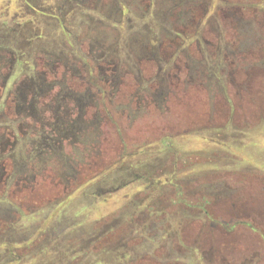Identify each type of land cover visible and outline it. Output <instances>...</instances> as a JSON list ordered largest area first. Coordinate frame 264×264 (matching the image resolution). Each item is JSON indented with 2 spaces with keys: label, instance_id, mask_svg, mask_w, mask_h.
Returning a JSON list of instances; mask_svg holds the SVG:
<instances>
[{
  "label": "rangeland",
  "instance_id": "rangeland-1",
  "mask_svg": "<svg viewBox=\"0 0 264 264\" xmlns=\"http://www.w3.org/2000/svg\"><path fill=\"white\" fill-rule=\"evenodd\" d=\"M197 1L200 8L206 6V0ZM244 1L247 9L232 10L213 22V35L227 46L225 61L219 53L222 63H214L217 67L209 65L203 70L201 64L187 74L197 79L203 73L204 77L215 76L214 94L203 83H208L206 78L184 86L193 91L194 85L201 92L207 89L203 107L210 110L215 124L207 123V117L196 127L200 138L184 139L181 144V150L194 149L197 156L193 166L184 167V186L200 190L196 196L182 197L181 207L171 203L174 197L127 192L142 183L111 192L142 177L143 166L159 157L155 148L160 144L158 130L145 137L150 140L147 147L136 149L130 160L92 181H79V177H92L95 171L91 169H100V164L82 175L81 167L66 160L59 142L53 150L56 159L50 164L29 143L37 141L34 130H43L39 121L45 122L41 118L45 96L53 94L56 100L45 116L57 113V107L67 100L64 78L76 70L75 59L100 76L104 61L113 62L111 70L120 65V73L137 75V47H149L150 56L155 57L163 36L169 37L173 30L174 14L189 11L191 0H0V264H212L209 219L199 212L202 208L215 222L234 220L231 230L237 224L247 227L236 229L241 236L228 249L231 259L224 264H264V246L256 247L248 233L251 227L256 235L252 224L258 222V207L264 211V0ZM184 22L178 21L177 26L181 28ZM240 29L244 35H239ZM145 72L151 81L165 74L162 68ZM79 74L78 70L74 76ZM16 103L21 113L16 112ZM15 112L27 116L19 119L24 126L30 124L29 131L15 123ZM65 119L54 116L61 129L54 140L60 139L61 144L66 140ZM186 119L184 124L190 125ZM137 135L123 134L126 145L131 137L130 144L137 141ZM139 136L143 141V135ZM112 145L114 149L118 146L116 142ZM42 167L52 168L58 176L54 192L22 193L19 179L23 173L31 176ZM191 173L198 174V179L192 181ZM64 177L73 180L64 181ZM65 185L72 188L70 196L61 194ZM247 211L252 213L248 221H242Z\"/></svg>",
  "mask_w": 264,
  "mask_h": 264
},
{
  "label": "flooded vegetation",
  "instance_id": "flooded-vegetation-1",
  "mask_svg": "<svg viewBox=\"0 0 264 264\" xmlns=\"http://www.w3.org/2000/svg\"><path fill=\"white\" fill-rule=\"evenodd\" d=\"M239 1L243 2L240 3ZM204 3L206 6L200 8L201 4L199 1L191 0L188 4V6H191L189 11L177 14V16L174 14L171 21L173 30L169 37L163 36V41L157 47V55L155 57L152 58L150 56L149 47H137L135 51L137 54L134 58L140 67L137 75L120 73V65L111 70L112 67L109 66L113 62L106 61L104 63V61L102 62L104 66L101 67L104 68V72L100 76L93 67L86 65L85 62L80 61L81 59H75L72 65L76 67V70L67 75V78H64L67 87L64 94L65 96L67 95V100L64 97L66 101L63 107H57V113H49L45 116L46 111L50 109V105L54 107L56 102L53 94L45 96L46 99L42 100L45 103L42 110L44 115L41 118L47 124L43 121L41 122V120L39 121L43 130L39 131V128L34 130L35 135H37L35 137L37 141L29 143V146H33L34 151L37 150V154L44 153L45 164L55 161V152L53 150L56 143L59 142L66 160L78 165V168L81 167L80 172L82 175H85L89 168L100 164V169H91L95 171L92 177H79V181L81 179L92 181L96 179L94 177L103 175L115 165L118 166L119 162L130 160L131 156L136 153V149L147 147L150 140H145V137L149 136V131L156 132L158 130L160 144L155 148L159 157H155L151 163L143 166L145 169L142 172V177L136 176L137 178L129 180L127 184L118 185L111 192L126 191L128 190V185L142 183L141 187L139 184L135 185L132 190L127 192L130 191V195L134 193V196H137L135 194L137 192L144 197H174L171 203L181 207L183 202L181 197L196 196V193H200V190L188 189V185L186 184L187 187H185L183 182L184 167H191L196 163L193 160L197 157L194 154L195 150L193 149V151L186 153L180 148H182L181 144L184 139L194 140V138H200L196 134V127L201 123H205L207 117H210L207 123H214V117L212 116L211 118L210 110L203 107V104L207 101L204 98L207 89L201 92L194 85L195 91H193L184 86L190 82L194 83L199 78L201 80L206 78L208 83L205 80L203 83L207 86L209 94H214L212 86H215L213 82L215 76L204 77L203 73L197 79V76L188 77L187 74L189 75L191 67H199L201 64L203 65V70L209 65L217 67L214 63H222V59L217 57L219 53H221L223 61H225L224 53L227 51V46L226 44L223 46L219 44L217 41L218 37L215 38L216 36L212 33L215 17L225 18V14H229L232 10L237 9L241 13L242 9L248 8L244 0H206L203 1ZM185 15L189 17H185ZM181 20L185 22L180 28L177 23ZM223 29L226 32L229 31L224 26ZM211 36L213 39L209 41L207 37ZM201 41L203 44H201ZM158 68L164 69V76L159 80L151 81V77L147 76L145 70L149 69L153 72L154 69L157 71ZM78 70L80 74L74 76L75 73H78ZM172 70L173 73L171 74ZM175 74L177 76H172ZM218 79L222 83V78L218 77ZM90 91H95V94H89L90 96H88L87 94ZM31 96L33 100L34 95L31 94ZM224 96L226 95L222 94L223 98H225ZM94 100L96 102H93ZM19 105L16 103L15 110L17 113H21L20 107L23 112L24 103L21 102L20 107ZM61 109L62 111H59ZM6 111L10 112L5 109ZM16 112L14 115L17 122L15 123L20 124L22 119L27 118V116L20 114L22 119H19L20 117ZM55 115L60 118H66L63 130L66 140L63 141V144H61L60 139L54 140L61 132L59 124L54 120ZM185 117H187L186 120L190 125L184 124ZM36 122L31 124V129H34ZM29 125L22 126L29 131ZM202 126L205 127L206 124ZM245 127L246 125H243V128ZM5 130H7L6 127ZM132 132L138 134L136 137L137 141L130 144L131 137L127 146L124 142L123 134ZM139 134L143 135V141H141ZM87 136L90 138L89 141ZM40 140L41 142H39ZM209 140L210 143L214 142L211 139ZM178 141L181 143L178 144ZM114 142L118 144L116 149L112 145ZM106 157H110L107 162H105ZM115 159L117 162H113ZM33 160L36 161L35 158ZM261 169L262 167L260 171ZM54 171L52 168L44 169L42 167L31 176H27L28 173H23L24 176L19 179L22 183L19 185V187L21 186L20 190L22 193L28 191L31 195L32 193L35 194V191L38 192L36 194H41L42 191L43 193L46 192V194H52L58 179ZM261 173H264V171H261ZM261 173L257 177L259 176L262 179L263 174ZM69 175L71 176V174ZM27 178H30V180ZM189 178L195 181L198 179V174L191 173ZM0 179H2V176H0ZM63 180L70 182L73 178L67 179L64 177ZM49 184H51L49 188H44ZM197 184L196 181L195 187L198 186ZM27 185H29V188H26ZM60 191L62 196H70L72 188H70V185H65ZM100 191L101 194L104 193L103 189ZM164 203H161L160 206ZM166 206L168 205L166 204ZM258 208L259 211L256 212L258 222L252 224L257 229L256 235L253 236L251 231L254 230L251 227L248 228L249 237L254 239L256 247L264 246V211L262 207ZM199 212L202 213L205 220L209 219L208 230H210L211 242L208 249L210 250V260L212 259V264H224L227 259H231L232 253L230 252L232 251L228 249L241 236L239 235L240 231H235L239 227L244 229L247 227H245V224H237L231 230L234 220L230 219L229 221L218 223L211 219L207 210L202 208ZM251 213L249 211L243 212L242 221H248ZM234 248L232 249L238 251V248ZM240 250V253H242V249Z\"/></svg>",
  "mask_w": 264,
  "mask_h": 264
},
{
  "label": "crops",
  "instance_id": "crops-1",
  "mask_svg": "<svg viewBox=\"0 0 264 264\" xmlns=\"http://www.w3.org/2000/svg\"><path fill=\"white\" fill-rule=\"evenodd\" d=\"M243 32V33H242ZM238 33V32H237ZM239 34V33H238ZM245 34V31L244 30H242V29H240V34L239 35H244ZM181 199H182V197H181Z\"/></svg>",
  "mask_w": 264,
  "mask_h": 264
}]
</instances>
